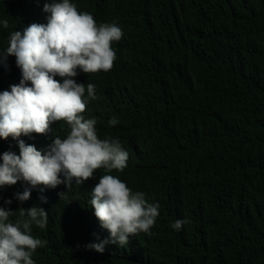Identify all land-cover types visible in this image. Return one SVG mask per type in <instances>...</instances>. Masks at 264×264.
<instances>
[{"label":"trees","instance_id":"16d2710c","mask_svg":"<svg viewBox=\"0 0 264 264\" xmlns=\"http://www.w3.org/2000/svg\"><path fill=\"white\" fill-rule=\"evenodd\" d=\"M43 1L0 0V21L9 22L0 24V53L13 31L47 23ZM121 1L78 4L97 24L116 23L125 41L97 122L100 139H118L129 158L123 171L102 172L158 203L159 216L148 233L99 253L86 247L98 243V225L60 200L45 228L32 226L47 241L35 264H264V0ZM15 59L0 58V92L22 79ZM51 127L42 137L0 138V157L19 154V139L47 143L66 131ZM23 182L0 187V207L13 210L4 202ZM17 219L13 212L9 222ZM177 219L187 221L179 231Z\"/></svg>","mask_w":264,"mask_h":264},{"label":"clouds","instance_id":"9594fccd","mask_svg":"<svg viewBox=\"0 0 264 264\" xmlns=\"http://www.w3.org/2000/svg\"><path fill=\"white\" fill-rule=\"evenodd\" d=\"M79 1L40 2V9L44 5L49 13L47 23L13 31L0 53L3 60L14 55L13 65L22 73L19 84L0 92V138L42 137L54 122L66 130L47 143L19 139V154L5 151L0 157V187L24 181L4 202L13 210L0 207V264H35L33 253L47 241L34 237L32 226L45 228L48 206L60 200L77 220L92 219L98 225V243L86 247L99 253L106 243L123 246L131 236L148 233L159 216L158 203H148L143 192H133L120 178L102 172L123 171L129 158L118 139H100L97 122L107 113L105 97L113 88L119 70L115 60L125 41L116 23L97 24L90 12L81 11ZM0 24L7 28L9 22ZM115 100L107 99L109 109ZM73 185L81 187L73 193ZM13 212L19 213L15 223L9 222ZM185 223L177 219L172 227L179 231ZM67 242L80 252L70 236Z\"/></svg>","mask_w":264,"mask_h":264},{"label":"bare ground","instance_id":"6f19581e","mask_svg":"<svg viewBox=\"0 0 264 264\" xmlns=\"http://www.w3.org/2000/svg\"><path fill=\"white\" fill-rule=\"evenodd\" d=\"M119 1H121V0H119ZM127 1H128V0H127ZM127 1H126V2H127ZM121 2H122V1H121ZM119 3H120V2H119ZM123 4H124V3H123ZM125 4H127V3H125ZM120 5H121V4H120ZM129 5H130V3H129ZM127 7H128V4H127ZM120 8H121V9H124V8H122V7H120ZM126 10H127V9H126ZM128 11H129V10H128ZM119 12H120V11H119ZM121 12H122V11H121ZM121 14H122V13H121ZM117 15H118V14H117ZM117 15H116V17H117ZM123 16H124V15H123ZM126 16H127V15H126ZM126 16H125V17H126ZM117 18H118V17H117ZM120 22H121V21H120ZM120 22H119V23H120ZM211 32H212V30H211ZM209 34H210V33H209ZM206 35H207V32H206ZM213 35H214V34H213ZM208 36H209V35H208ZM213 37H214V36H213ZM207 38H208V37H207ZM210 38H211V37H210ZM154 187H155V186H154Z\"/></svg>","mask_w":264,"mask_h":264}]
</instances>
